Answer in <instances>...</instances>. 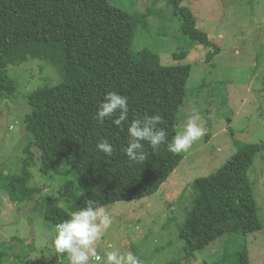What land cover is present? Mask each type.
Wrapping results in <instances>:
<instances>
[{
	"label": "trees",
	"instance_id": "obj_1",
	"mask_svg": "<svg viewBox=\"0 0 264 264\" xmlns=\"http://www.w3.org/2000/svg\"><path fill=\"white\" fill-rule=\"evenodd\" d=\"M135 3L124 10L111 0H0V101L14 97L19 89L20 83L9 74L10 66L31 61L39 71L51 70L50 78L46 76L25 95L29 110L19 119L26 132L18 145L21 155L15 161L3 157L7 167L0 174L8 168L13 171L2 185L13 202L31 205L35 200L29 210L54 229L86 206V199L106 206L150 196L186 155L173 154L163 145L153 153L146 144L148 160L132 163L123 152L126 126L121 131L111 121L101 124L93 118L104 95L115 91L128 97L130 120L159 114L168 140L179 134V113L192 65L177 62L186 58L188 49L172 53L173 64L163 63L161 53L151 47L134 49L137 29H147L150 16H164L159 9L142 11L139 1L137 7ZM165 4L171 17L179 18L182 33L213 49L207 53L209 58L218 52L182 0H165ZM101 138L114 146L113 156L97 150ZM32 147L38 152L37 160ZM262 149L264 143H247L219 168L194 179V203L177 226L183 256L166 264H195L196 251L226 233L245 235L262 229L248 176ZM33 163L59 184L57 194L64 207L44 194L43 186L29 185ZM11 239L22 242L15 236ZM0 247V264L7 257L23 260L20 251L8 255L11 248L6 242ZM224 263L252 264L248 247L223 256L220 264Z\"/></svg>",
	"mask_w": 264,
	"mask_h": 264
},
{
	"label": "rangeland",
	"instance_id": "obj_2",
	"mask_svg": "<svg viewBox=\"0 0 264 264\" xmlns=\"http://www.w3.org/2000/svg\"><path fill=\"white\" fill-rule=\"evenodd\" d=\"M138 1L135 7L138 3L140 10L159 9L164 16H150L149 27L137 29L133 48L156 49L165 64L174 63L172 53L188 49L186 58L177 62L192 65L177 129L180 133L187 117L197 111L209 136L193 144L155 193L140 200L103 206L113 217V225L96 247L101 254L105 250L132 251L142 264H166L183 256L177 226L194 203V179L219 168L245 144L264 143V0H182L192 10L197 26L218 46L211 58L207 53L212 48L206 49L181 32L180 20L171 17L165 0ZM111 2L130 10L135 0ZM29 62L9 67V74L20 85L14 97L0 101V167L4 166L0 170L7 167L3 157L15 161L21 155L18 145L26 132L19 119L29 110L25 95L51 75L48 67L39 71L36 62ZM31 150L37 160V150ZM11 171L13 168H8L0 174V245L6 242L11 256L20 251L23 260L7 257L1 264H68L66 256L55 252L54 227L29 210L35 200L27 205L9 198L3 185ZM31 171L29 185L43 186V193L64 207L57 194L59 184L43 175L34 163ZM248 174L262 229L245 235L226 233L196 251L195 264H220L223 256L241 246L248 247L252 264H264V149L254 157ZM13 236L22 242L11 239Z\"/></svg>",
	"mask_w": 264,
	"mask_h": 264
},
{
	"label": "clouds",
	"instance_id": "obj_3",
	"mask_svg": "<svg viewBox=\"0 0 264 264\" xmlns=\"http://www.w3.org/2000/svg\"><path fill=\"white\" fill-rule=\"evenodd\" d=\"M98 123L105 121L127 131L128 141L123 152L132 163L144 164L149 158L147 144L153 153L163 145L173 154L186 153L206 134L205 122L199 112L187 117L183 130L171 141L168 133L161 127L164 119L161 115H143L129 119L128 97L118 92L106 93L93 117ZM98 151L105 156H113L114 146L104 138L96 144ZM79 195L83 196L82 191ZM113 225V217L105 208L91 199H86V206L71 213L70 217L56 225L53 246L55 252L64 254L68 264H142L139 256L132 251L105 250L97 251V242Z\"/></svg>",
	"mask_w": 264,
	"mask_h": 264
}]
</instances>
